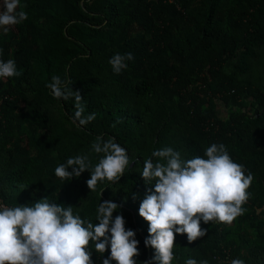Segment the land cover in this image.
I'll use <instances>...</instances> for the list:
<instances>
[{
    "label": "trees",
    "instance_id": "16d2710c",
    "mask_svg": "<svg viewBox=\"0 0 264 264\" xmlns=\"http://www.w3.org/2000/svg\"><path fill=\"white\" fill-rule=\"evenodd\" d=\"M21 4L28 19L0 32V60L14 59L22 71L0 78V204L47 197L95 225L99 203L111 201L118 206L113 219L121 214L139 241L136 264H153L154 249L144 245L149 225L138 214L152 187L140 176L143 161L166 147L183 160L206 158L207 147L222 143L254 176L247 211L230 225L201 221L207 233L192 243L175 235L172 264H264V0ZM129 51L134 61L114 74L108 61ZM53 76L71 80L85 114L95 112L88 125L73 122L74 99L53 98L46 87ZM97 137L114 138L132 161L116 183L89 191V171L71 180L55 176L69 157L98 163L102 154L91 148ZM89 248L92 264L110 255V248L103 255L92 242Z\"/></svg>",
    "mask_w": 264,
    "mask_h": 264
},
{
    "label": "clouds",
    "instance_id": "9594fccd",
    "mask_svg": "<svg viewBox=\"0 0 264 264\" xmlns=\"http://www.w3.org/2000/svg\"><path fill=\"white\" fill-rule=\"evenodd\" d=\"M2 6L0 32L6 35L12 27L28 19L23 10L27 5L21 4V0H2ZM134 59L129 51L114 54L108 63L118 75ZM21 75L14 59L0 60V78ZM72 85L71 80L53 76L46 87L54 99H74L72 120L78 126H86L96 114H85L81 94L73 91ZM119 123L117 119L112 127ZM91 148L94 153L102 154L98 163L93 166L87 155L69 157L66 163L56 167L55 176L71 180L89 171L86 185L89 191H95L98 182L116 183L132 163L126 149L114 138L97 137ZM204 157L183 160L179 151L166 147L153 151L152 158L143 161L140 176L145 185L152 187L146 190L138 214L149 225L144 245L154 249L153 264H172L175 235H186L192 243L207 233L201 229V221L230 225L247 211L243 205L250 198L247 190L253 174L234 162L222 143H212ZM117 209L111 201L99 203L98 223L94 225L74 215L72 206L57 205L47 197L16 207L0 204V264H92L90 242L100 255L110 248V255L102 264H136L133 258L139 255V241L133 230L125 229L121 214L113 219ZM185 264L198 262L188 258ZM199 264L208 262L203 260ZM225 264H244V260L235 258Z\"/></svg>",
    "mask_w": 264,
    "mask_h": 264
},
{
    "label": "rangeland",
    "instance_id": "374dc122",
    "mask_svg": "<svg viewBox=\"0 0 264 264\" xmlns=\"http://www.w3.org/2000/svg\"><path fill=\"white\" fill-rule=\"evenodd\" d=\"M3 10V6H2V0H0V11Z\"/></svg>",
    "mask_w": 264,
    "mask_h": 264
}]
</instances>
